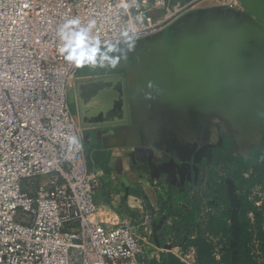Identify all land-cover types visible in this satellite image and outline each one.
<instances>
[{"label": "crops", "instance_id": "crops-1", "mask_svg": "<svg viewBox=\"0 0 264 264\" xmlns=\"http://www.w3.org/2000/svg\"><path fill=\"white\" fill-rule=\"evenodd\" d=\"M259 2L258 16L241 4L235 10L186 12L154 36L133 41L131 50L121 44L115 67L78 68L71 81L74 113L69 109L78 122L75 85L122 76L128 123L79 126L87 168L100 180L92 220L130 222L150 243L149 264H161L163 253L197 264L195 252L185 245L200 228L180 216L169 218L175 202L194 199L231 207L230 181L237 190L232 171L217 166L253 156L261 161L264 0ZM149 82L154 87L149 88ZM242 177L254 178V185L245 190L254 200L247 207L252 238L246 247L256 264H264V257L258 262L254 254L264 247L256 240L257 229L264 231V172H245ZM231 233L228 228V234L220 236L221 251L231 249Z\"/></svg>", "mask_w": 264, "mask_h": 264}, {"label": "built area", "instance_id": "built-area-1", "mask_svg": "<svg viewBox=\"0 0 264 264\" xmlns=\"http://www.w3.org/2000/svg\"><path fill=\"white\" fill-rule=\"evenodd\" d=\"M239 6V0H0V264H149L150 243L130 222L92 220L100 180L87 168L81 129L69 109L78 68L61 54L60 26L73 18L82 25L95 20L92 34L102 40H122L127 31V39L139 41L186 12ZM234 194L254 205L248 193ZM194 214L195 228L225 214L232 227L230 206L194 199L175 202L169 218ZM203 237L218 258L221 237ZM254 252L262 261L261 251Z\"/></svg>", "mask_w": 264, "mask_h": 264}, {"label": "water", "instance_id": "water-1", "mask_svg": "<svg viewBox=\"0 0 264 264\" xmlns=\"http://www.w3.org/2000/svg\"><path fill=\"white\" fill-rule=\"evenodd\" d=\"M239 3L247 12L258 16L259 0H239ZM78 123L81 128L89 124L124 125L129 121L127 97L122 76L112 75L91 80L88 83H77L74 87ZM231 194V230L234 231V239L230 242L232 250V264H239L237 257V243L240 234L238 221L240 201L235 196V186L229 182ZM164 219L161 220L162 225Z\"/></svg>", "mask_w": 264, "mask_h": 264}, {"label": "trees", "instance_id": "trees-1", "mask_svg": "<svg viewBox=\"0 0 264 264\" xmlns=\"http://www.w3.org/2000/svg\"><path fill=\"white\" fill-rule=\"evenodd\" d=\"M260 153V162H257L256 157L253 156L247 160L236 159L231 163L217 166V168L218 170H231L236 189L240 192H245L246 189L254 185V178L251 177L249 179H244L242 174L248 172L253 176L257 170H261L262 173L264 172V166H261L264 161V150H261ZM247 207L248 205L242 203L239 209L238 221L241 231L236 247L237 257L239 264H256L251 249L246 247V244L252 238V231L250 229L248 230L246 222ZM194 219L195 216H192V218L188 220L189 223L191 221L193 222ZM226 219V215H221L220 219H217L215 216L209 217L207 224L202 229L200 228L198 230L197 237L186 242L185 249L193 250L195 252L197 264H232V248L227 251H220V257L216 259L214 257V246L203 237L206 233L213 237L221 236L223 238V236H226L228 234V227L225 222ZM256 240L264 245V231L260 228L257 229ZM261 251L264 257V247ZM161 264L184 263L170 253H163L161 255Z\"/></svg>", "mask_w": 264, "mask_h": 264}, {"label": "clouds", "instance_id": "clouds-1", "mask_svg": "<svg viewBox=\"0 0 264 264\" xmlns=\"http://www.w3.org/2000/svg\"><path fill=\"white\" fill-rule=\"evenodd\" d=\"M95 26V20L82 25L79 18H73L66 20L58 30L57 34L62 42L61 54L75 68L115 67L118 62L116 53L120 50V45H126L128 50L134 47V42L127 39V31L122 33L124 39L113 42L93 35ZM148 87L152 88L154 85L149 82ZM69 144L80 147L76 137H69Z\"/></svg>", "mask_w": 264, "mask_h": 264}, {"label": "flooded vegetation", "instance_id": "flooded-vegetation-1", "mask_svg": "<svg viewBox=\"0 0 264 264\" xmlns=\"http://www.w3.org/2000/svg\"><path fill=\"white\" fill-rule=\"evenodd\" d=\"M227 171H230V170H227ZM222 178H225V176H226V174H225V176H222V175H220ZM238 191V190H237ZM240 192V191H239ZM239 201H240V203H241V205H242V203H245L246 204V201L245 200H243V199H238ZM206 204H210V205H212V206H215V207H220V206H222V205H220V206H218V205H216L215 203H213V202H206ZM224 206H226V207H228L229 208V204H226V205H224ZM230 214H231V207H230ZM230 214H229V217H230ZM226 215V214H225ZM193 216H195V214L193 215ZM223 216V215H222ZM226 217L228 218V215H226ZM195 218H196V216H195ZM208 220H209V218H208ZM194 221V224H195V219L193 220ZM207 224V222L203 225V226H201L200 228L202 229L205 225Z\"/></svg>", "mask_w": 264, "mask_h": 264}, {"label": "rangeland", "instance_id": "rangeland-1", "mask_svg": "<svg viewBox=\"0 0 264 264\" xmlns=\"http://www.w3.org/2000/svg\"><path fill=\"white\" fill-rule=\"evenodd\" d=\"M70 94V93H69ZM68 102H69V105H70V109H71V111L74 113V111H75V104H74V101H73V97L71 96V95H68ZM70 111V112H71ZM72 114V113H71ZM252 197L253 196H251L250 195V198L252 199ZM254 200L252 199V202H253ZM231 238H233L234 239V231H232V233H231Z\"/></svg>", "mask_w": 264, "mask_h": 264}]
</instances>
